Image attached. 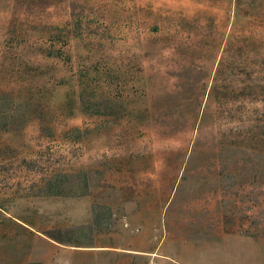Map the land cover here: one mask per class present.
I'll list each match as a JSON object with an SVG mask.
<instances>
[{"label":"rangeland","instance_id":"rangeland-1","mask_svg":"<svg viewBox=\"0 0 264 264\" xmlns=\"http://www.w3.org/2000/svg\"><path fill=\"white\" fill-rule=\"evenodd\" d=\"M0 264H264V0H0Z\"/></svg>","mask_w":264,"mask_h":264},{"label":"trees","instance_id":"trees-1","mask_svg":"<svg viewBox=\"0 0 264 264\" xmlns=\"http://www.w3.org/2000/svg\"><path fill=\"white\" fill-rule=\"evenodd\" d=\"M252 141V139H249ZM64 181V178L62 177H55L54 180L50 181L46 185V189L44 192L41 194L44 196H61L64 194L62 187H61V182ZM80 188L82 190L81 195H86V187H87V181L85 176L83 175L80 177ZM90 220L88 224L84 227L82 226L80 228V231L74 232V231H68L67 230H62V229H56V230H46L44 232V235L48 237L51 240H54L55 242L61 243V244H67V238H79L83 233L86 231L84 230L86 227L89 230H101L103 225L105 224V221H108V219L111 218L112 216V211L110 207L107 206H101L99 208H95L93 205L91 208V213H90ZM67 235L68 237H64ZM73 246H81L80 242H75L72 243Z\"/></svg>","mask_w":264,"mask_h":264},{"label":"built area","instance_id":"built-area-1","mask_svg":"<svg viewBox=\"0 0 264 264\" xmlns=\"http://www.w3.org/2000/svg\"><path fill=\"white\" fill-rule=\"evenodd\" d=\"M124 225H126V223Z\"/></svg>","mask_w":264,"mask_h":264}]
</instances>
